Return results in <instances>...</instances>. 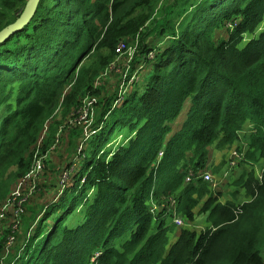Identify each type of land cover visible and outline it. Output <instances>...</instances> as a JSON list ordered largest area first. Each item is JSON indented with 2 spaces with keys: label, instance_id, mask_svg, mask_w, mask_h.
<instances>
[{
  "label": "trees",
  "instance_id": "trees-1",
  "mask_svg": "<svg viewBox=\"0 0 264 264\" xmlns=\"http://www.w3.org/2000/svg\"><path fill=\"white\" fill-rule=\"evenodd\" d=\"M162 1L40 0L31 22L0 43V203L84 97L99 98L92 135L68 130L84 155L73 184L44 211L38 198L24 207L4 264H264V172L238 180L243 203L212 204L210 182H186L250 123L246 163L264 161V0ZM27 2L0 0V31ZM132 40L151 72L119 106L95 83ZM118 127L132 136L103 150ZM210 193L212 226L178 227L175 216L193 221ZM80 205L83 220L71 224ZM12 233L0 238V264Z\"/></svg>",
  "mask_w": 264,
  "mask_h": 264
},
{
  "label": "rangeland",
  "instance_id": "rangeland-1",
  "mask_svg": "<svg viewBox=\"0 0 264 264\" xmlns=\"http://www.w3.org/2000/svg\"><path fill=\"white\" fill-rule=\"evenodd\" d=\"M166 1L167 0H163L162 4H165ZM215 37H219V33H217ZM151 39L152 37L150 40ZM153 42L155 43L154 46L159 45L157 37ZM137 46L138 43L132 40L128 48H122V50L118 52L115 62L102 72L96 80L95 88L101 89L102 95L105 96L104 99L114 95L116 99L114 100L115 105H122V101L136 89H139L141 92V87L145 83L146 74H148L149 71L151 72V66L144 62L141 57H137ZM154 57L155 52H150L149 59L153 60ZM98 102V96L87 95L84 97L82 109L77 113L73 111L68 120L66 122L64 120L63 124L59 126L56 133L55 145L52 149L47 154H42L34 169L26 177L17 181L9 197L0 203V238L4 237L3 233L6 230H10L13 227V233L9 236L6 247L4 248L5 257L3 258V264L11 249L16 246V237L18 233H20V225L22 222L18 221L15 225L14 223L16 218L21 216L20 209H24L25 206L30 204L31 200L33 201L38 198L40 208L37 206L35 208L38 212H40V210L44 211L50 204L59 199V195L63 190L68 189L69 186L73 184L70 180L76 175L79 168H81L80 161L84 158V155H79L78 152H73L71 150L69 136L74 129H80V131L84 130V135L87 137L90 136L91 125H93L98 118ZM186 107L187 108L184 109L185 112L189 108L188 103ZM55 120H61V114H59ZM48 127L49 124L45 127L43 136H45L46 132L48 133ZM68 130H70V134H68ZM244 130L250 132L249 130ZM130 136H132V132H130L129 128L118 127L112 139H110V142L103 150H114L119 144L126 142L127 138ZM81 140L82 141H79L77 146L79 153H82L87 148L86 138H81ZM39 145H42L41 141ZM234 149H232L231 152L234 151ZM71 161H73V164L70 163ZM226 164L228 167V161ZM216 168L214 167L212 170L213 182H211V189L213 195H217L212 204H216L218 197L223 201H227L231 198L230 201L232 202H245L248 198L246 196L247 190L244 184H237L240 177L244 176L245 178V174L242 173L238 178L239 173L234 170L235 168L230 169L228 167L225 171H227L228 174L230 173V175L228 176V181H225L228 174L220 179L217 173L219 168ZM262 173L263 171L261 174ZM257 177L260 178L258 175ZM221 181L226 184H221ZM91 192L92 191H90V193ZM213 195L210 193L201 198L195 209L193 224L190 226L192 230L202 232L212 226V223L208 224L206 221L207 215L208 219L210 215V213L207 214L206 210L207 208L211 209L212 204H209V201L214 197ZM24 210H26V208ZM183 215L178 216L184 221L185 226L188 227L189 222L192 221H188ZM83 217V208L82 205H80L77 211L71 215L68 222L76 224L82 221Z\"/></svg>",
  "mask_w": 264,
  "mask_h": 264
},
{
  "label": "crops",
  "instance_id": "crops-1",
  "mask_svg": "<svg viewBox=\"0 0 264 264\" xmlns=\"http://www.w3.org/2000/svg\"><path fill=\"white\" fill-rule=\"evenodd\" d=\"M253 124L252 123H250V124H248L247 126H246V130H249V128L252 126ZM242 138L243 139H240V141H239V143L242 141V143L243 142H246V140L244 139V136L242 135ZM237 142L232 146V147H230V149L228 148V149H224V150H219V149H216V148H211V150H210V155H209V160H208V164H207V166L206 167H209V168H211V170H213L214 169V167L216 168V167H218L219 169V172H218V175H219V177H220V179H222L223 178V176L224 175H227L228 174V172L227 171H225V170H227L228 169V167H227V161H228V159L230 158V155H231V150L232 149H234V148H236L237 147ZM257 162H243V163H241L236 169H234L235 171H237L239 174H238V178L240 177V175L242 174V173H244L245 174V178H247V176L250 174V173H252V172H254L255 174H256V177H257V175L258 176H261L260 174H261V172L263 171L264 172V161L262 160H260L257 164H256ZM225 164V165H224ZM262 167V168H261ZM217 169V168H216ZM222 173V174H221ZM230 175V173L226 176V180L225 181H228V176ZM244 177V176H243ZM241 178V177H240ZM239 178V179H240ZM244 178V179H245ZM217 183H218V181H217ZM221 184H226V183H224V182H220ZM212 184V183H211ZM217 195V194H216ZM221 199V198H220ZM219 199V197H218V199H217V201H216V204H218V203H222V204H226V203H228V202H232V201H230V199H228L227 201H223L222 199L220 200ZM237 203V202H236ZM238 203H243L242 201H240V202H238ZM197 208V207H196ZM195 208V209H196ZM171 209H174L173 207H168V210L169 211H171ZM195 209H194V213H195ZM207 212V214H209V211H206ZM207 223L208 224H211V222H209V219H208V215H207ZM191 224H193V221L192 222H189V228H190V226H191ZM191 229V228H190ZM178 231L179 230H177V231H175L176 233H178Z\"/></svg>",
  "mask_w": 264,
  "mask_h": 264
},
{
  "label": "built area",
  "instance_id": "built-area-1",
  "mask_svg": "<svg viewBox=\"0 0 264 264\" xmlns=\"http://www.w3.org/2000/svg\"><path fill=\"white\" fill-rule=\"evenodd\" d=\"M122 48L126 49L128 47L126 46L125 43H120V45L117 48V52H120L122 50ZM249 131L250 132H254L255 131V127L252 125L249 128ZM245 133H247L245 130L240 133V139H242V135L244 136ZM244 139H245V137H244ZM239 141H238V144L243 146L244 149L243 150H239V148L236 147L237 149L235 148L234 151L231 152L230 158L228 159V164H229L228 167L230 169H233V168L236 169L241 163L246 162V160H245V150H246V148L248 146V142L246 141V142L242 143V141H241L239 143ZM41 156L42 155H39V153L37 151L36 154H35V163H34L33 168L31 169V171L34 169L37 161L40 160ZM199 178H202L206 182H210V183L213 182V176H212L211 168L206 167L202 171H199V172H195L193 170H190L189 175L186 178V182L190 183V182H192V181H194L196 179H199ZM169 206L174 208V212H175V215H176L175 204L172 203ZM22 210H24V209L21 208L20 211H22ZM174 222L176 223V225L178 227H185L184 221L179 216H175Z\"/></svg>",
  "mask_w": 264,
  "mask_h": 264
},
{
  "label": "water",
  "instance_id": "water-1",
  "mask_svg": "<svg viewBox=\"0 0 264 264\" xmlns=\"http://www.w3.org/2000/svg\"><path fill=\"white\" fill-rule=\"evenodd\" d=\"M40 0H28L20 17L0 31V43L24 29L34 18Z\"/></svg>",
  "mask_w": 264,
  "mask_h": 264
},
{
  "label": "bare ground",
  "instance_id": "bare-ground-1",
  "mask_svg": "<svg viewBox=\"0 0 264 264\" xmlns=\"http://www.w3.org/2000/svg\"><path fill=\"white\" fill-rule=\"evenodd\" d=\"M169 205V204H168ZM177 207V206H176ZM177 210V209H176Z\"/></svg>",
  "mask_w": 264,
  "mask_h": 264
}]
</instances>
